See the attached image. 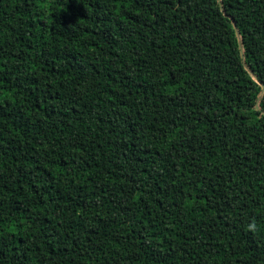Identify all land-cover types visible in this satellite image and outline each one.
<instances>
[{"label":"trees","instance_id":"trees-1","mask_svg":"<svg viewBox=\"0 0 264 264\" xmlns=\"http://www.w3.org/2000/svg\"><path fill=\"white\" fill-rule=\"evenodd\" d=\"M261 83L264 0H0V264H264Z\"/></svg>","mask_w":264,"mask_h":264},{"label":"water","instance_id":"water-1","mask_svg":"<svg viewBox=\"0 0 264 264\" xmlns=\"http://www.w3.org/2000/svg\"><path fill=\"white\" fill-rule=\"evenodd\" d=\"M220 2V1H219ZM233 24H234V27H235V29H236V33H237V36L239 37L240 35H239V31L237 30V28H236V24H235V22L233 21ZM240 52H241V57L243 58V50H242V46H241V43H240ZM244 66L247 68V65L244 63ZM261 91H260V94H259V97L258 98H260V96L262 95V93L264 92V84L263 83H261Z\"/></svg>","mask_w":264,"mask_h":264}]
</instances>
